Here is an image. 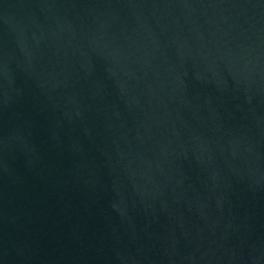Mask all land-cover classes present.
<instances>
[{"label": "water", "instance_id": "obj_1", "mask_svg": "<svg viewBox=\"0 0 264 264\" xmlns=\"http://www.w3.org/2000/svg\"><path fill=\"white\" fill-rule=\"evenodd\" d=\"M0 264H264V0H0Z\"/></svg>", "mask_w": 264, "mask_h": 264}]
</instances>
